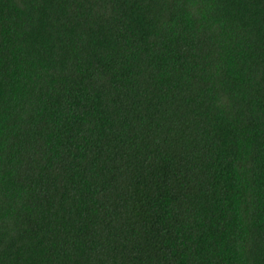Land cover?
Here are the masks:
<instances>
[{"label": "trees", "instance_id": "obj_1", "mask_svg": "<svg viewBox=\"0 0 264 264\" xmlns=\"http://www.w3.org/2000/svg\"><path fill=\"white\" fill-rule=\"evenodd\" d=\"M0 264H264V0H0Z\"/></svg>", "mask_w": 264, "mask_h": 264}]
</instances>
